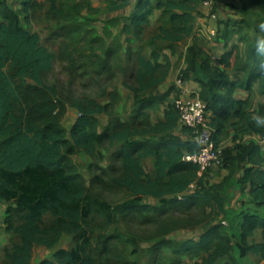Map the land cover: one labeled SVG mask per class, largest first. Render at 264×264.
I'll list each match as a JSON object with an SVG mask.
<instances>
[{"label": "trees", "instance_id": "16d2710c", "mask_svg": "<svg viewBox=\"0 0 264 264\" xmlns=\"http://www.w3.org/2000/svg\"><path fill=\"white\" fill-rule=\"evenodd\" d=\"M44 1L45 5L23 0L21 10L0 1V201L8 204L6 233L15 239L3 248L0 264H34L35 248L51 249L64 234L74 235L76 246L58 249L51 258L37 264H135L122 257L112 259L113 237L95 242L86 225L93 215L114 223L118 215L138 210L145 197L165 204L178 201L179 197L210 201L211 191L202 182L197 183L199 167L184 160L186 155L198 152L197 134L184 127L188 140L168 134L179 122L176 102L168 105L165 121L154 126L145 112L162 100V96H153V91L168 74V65L157 63L159 54L154 45L163 41L172 47L188 39L201 16L199 7L204 0H137L130 25L125 28L132 38L140 39L155 9L163 10V25L148 43L155 49V62L145 57L144 48L140 47L136 52L138 67L132 81L125 84L135 95V105H140L135 119L145 117L150 134L161 136L152 149L141 148L135 140L139 136L135 123L118 120L113 128L108 125L100 130L98 116L108 109L88 98L76 102L79 115L69 130L70 139L67 137L57 115V88L46 83L56 55L43 43L40 33L25 25H30L38 10L48 8L46 18L58 24L56 29L62 30L63 24L67 33L80 30L82 7L79 3L69 6L67 0ZM250 2L264 15V0ZM217 32L221 39L225 37L224 31ZM111 56L118 59V52H111ZM231 56L234 53L215 65L212 55L197 44L192 45L186 53L187 68L180 74L192 77L198 84L196 94L205 104L212 141L221 150V165L243 169L239 183L250 188L253 208L240 214L237 252L241 258L252 254L264 261V152L257 142L242 141V136L253 134L264 139V103L253 112L250 99L235 97L237 89L251 91L258 82L264 96V46L255 40L247 46L244 57L237 53L231 61ZM229 69L240 71L245 77L231 81ZM229 130L233 131V145L221 148L222 137ZM106 142L123 146L121 175L114 183L125 189L130 198L118 205L93 197L83 175L70 164L71 157L79 153L96 155ZM151 156L155 158L154 175L143 168V160ZM48 217L51 220L47 225ZM227 231L217 224L208 227L198 240H162L157 243L158 251L169 247L175 260H161L159 264H185L181 258L201 254L208 256L205 264H217L232 249V236Z\"/></svg>", "mask_w": 264, "mask_h": 264}, {"label": "rangeland", "instance_id": "374dc122", "mask_svg": "<svg viewBox=\"0 0 264 264\" xmlns=\"http://www.w3.org/2000/svg\"><path fill=\"white\" fill-rule=\"evenodd\" d=\"M12 1L14 2L15 0ZM67 2L69 6H73L75 3L81 5L80 16L84 20L81 23L83 24L82 30L84 28L87 29L91 23L100 20L102 17L104 18L107 11L105 5L94 7L92 0H67ZM47 10L48 8L38 10L32 17V23L46 28V24L54 22L53 20L48 21L46 18ZM1 19L0 16V21ZM255 21L258 25L256 27L257 39L264 46V15L259 12V15L255 16ZM55 24L50 28L47 27L49 31L41 32L43 42L48 44L56 55L54 68L47 75L46 83L57 88L60 105L57 115L60 117L62 127L66 130L67 137L70 139V126L79 113L76 108V102L84 98L96 100L106 105L108 111L98 116L100 130H104L108 125L110 128H113L116 121L121 120L130 124L135 123L134 125L138 130L137 132H139V136L145 133H149L150 135V127L145 124V117L142 116L135 119V114L140 109V105H134L133 108L127 110L126 106H123L121 103V97L117 89H114L111 95L106 97L107 92L97 88L101 87V85L98 83L94 84L91 81L92 78L90 77H95V63L91 61L92 65L87 66L83 71L82 74L84 75L82 79L84 80V84L78 82L79 74L72 71V62H68V65H64L63 63L64 58L60 50H62L61 42L64 41H58L62 30L56 29ZM55 30H59V32L53 34L52 32ZM93 30L96 33V29L94 28ZM67 32L65 31L66 35L70 34ZM95 33H91L90 35L93 36ZM90 35L87 38L92 37ZM47 36H51L48 42H46ZM131 37L133 36L131 35ZM70 39L72 42L74 41L73 38ZM185 41L172 46V48L176 47L177 49L174 50L180 51ZM158 43L163 47L167 46V43L163 41ZM102 46L100 45L99 48ZM170 67L171 64L168 65V74ZM165 71L164 69L161 70L162 73ZM175 79L186 80L187 82L190 80L194 81L190 76L181 77L180 73H178ZM174 83L172 82V84ZM171 90L174 91L173 102H175L180 94H182V88L177 91L176 87H172ZM112 94L117 97H112ZM141 122L142 124L138 125ZM209 123L210 120H208V126ZM232 138L233 131L229 130L222 137L221 148L231 146ZM262 148L264 152V143L262 144ZM122 149L123 146L119 142H106L96 155L79 153L71 157L70 160V164H73L75 169L83 175L90 194L112 205L121 204L130 198L129 193L125 189L117 187L114 183V179L121 175L119 169L121 167ZM144 163L145 161L143 160V165ZM147 172L151 175L155 173ZM241 177V168H225L222 165H215L201 176L197 174L198 185L202 182L203 186L212 193L210 194L211 198L209 202H207L208 200L199 199L189 201L188 199L184 200V197H179L178 201L174 200L165 204L152 197H145L138 210L118 215L114 223L107 222L99 215H93L86 227L91 229L95 242L101 240L102 237H113L110 255L112 259L122 257L124 260L135 264H159L161 260L167 263L171 262L175 260V256L169 247L158 251L157 243L162 240L170 242H182L189 239L198 240L208 227L221 224L232 236V249L230 254L217 264H224L225 262L230 264H264V261L252 254L241 258L236 249L240 214L245 209L253 208L251 198L246 196L247 188L239 183ZM194 189L195 187L191 190ZM50 220V217L46 219L47 225L50 224ZM0 223L2 222L0 221ZM257 239L260 240L259 233ZM6 241L13 243L15 239H11L10 236L7 237L6 232L0 228V263L3 257V245L6 244ZM75 246V236L64 234L61 240L51 249L36 247L34 250V262L37 264L43 259L51 258L53 253L58 249H72ZM207 258V254H201L197 257H183L181 259L185 264H205Z\"/></svg>", "mask_w": 264, "mask_h": 264}, {"label": "crops", "instance_id": "0c3cea01", "mask_svg": "<svg viewBox=\"0 0 264 264\" xmlns=\"http://www.w3.org/2000/svg\"><path fill=\"white\" fill-rule=\"evenodd\" d=\"M36 1L38 3H44V0ZM207 1H210V6L205 5L203 3L204 1L201 3L199 7L201 16L196 19L195 31L186 39L180 51L174 50L177 49L176 47L174 49L169 46L163 47L160 43L154 45V47L158 49L159 54L157 63L161 66L171 64V67L165 81L153 91V96H162V100L145 111L148 114L149 123L153 126L160 122H164L166 119L165 111L168 105L174 101V91H172L171 88L176 87V89H178L177 91L181 88L178 80L175 78H177L178 73H181L187 68L185 60L187 50L190 46L197 44L203 48L212 55L213 64L217 65L225 56H229L231 53H234L235 56H237V53H240V55L244 57L247 52V46L255 40L259 41L256 33V27H258V25L255 21V16L259 15V11L251 5L250 0ZM6 2L15 10H21L23 0H15L14 2L12 0H6ZM92 2L94 7L100 5H105L107 7L104 18L102 17L100 20L91 23L87 29L84 28V30H82L83 24L81 23L84 20L80 17V30H70V34L68 35L65 34L67 28L63 29L65 25H60L62 26V31L60 30L61 36H59L60 39L58 41H64L61 42L62 50H60L64 58L63 63L64 65H68V62H72V71L79 74L78 82L83 84V71L87 66L92 65L91 61L95 63V77H90L92 78L91 81L94 84L98 83L101 85V87L97 88L107 92L106 97H109L112 91L117 89L121 97L122 105L126 106L127 110H129L135 105V95L125 84L132 81V75L138 67L136 52L140 47L144 48L145 57L155 62L152 57L155 49L148 43L151 36L163 25V10L155 9L154 13L149 18V25L146 27L143 37L135 39L130 37L125 28H128L130 25L129 18L135 10L137 0H92ZM54 23L56 22H49L45 25L46 28H44L41 25L36 26L31 22L29 26L25 25V28L30 29L32 32L40 33L42 36L41 32L49 31L47 27L50 28ZM55 25L56 27L58 26L57 23ZM94 28L96 29V33L93 30ZM213 30L224 31L225 37L223 39L219 36L215 38L210 37L209 32ZM58 32L59 30H55L52 33L55 34ZM91 33L95 34L92 36L90 35ZM88 35L92 37L87 38ZM50 37L51 36H47L46 42L50 41ZM70 38H73L74 41L72 42ZM44 44L52 50L48 44ZM100 45L103 46L99 48ZM114 51L118 52V59L111 56V52ZM65 54H68L67 58H65ZM235 56H231V61ZM221 67H223V65H221ZM227 72L230 75L231 81H236L244 77V73L237 70L229 69ZM172 82L175 83L172 84ZM182 84L188 91L197 93L199 90L198 84L194 81L190 80L187 82L186 80H182ZM235 97L241 100L250 99L253 112H257L264 103V96L261 92L259 82L253 85L251 91L240 88L237 89ZM78 115L74 119V122ZM168 134L182 140L189 139V136L185 134L180 122H177V125L169 131ZM160 137V135L154 133L150 135L149 133H145L142 136L136 137L135 140L138 141L141 148L152 149L155 147L157 141L160 140ZM242 141H255L261 147L264 143V139H261L255 134L242 136ZM230 145H233V138L231 139ZM144 161L143 168L147 174V171L152 173L156 171L155 158L153 156L144 159ZM241 170L243 176L244 171L243 169ZM246 188V196L251 198L250 188ZM7 207V203L0 201V221L2 222L0 223V228H2L4 232H6L5 220L7 216ZM6 235L9 237L7 233ZM9 244L10 242L6 241L3 248Z\"/></svg>", "mask_w": 264, "mask_h": 264}, {"label": "built area", "instance_id": "2783aa9c", "mask_svg": "<svg viewBox=\"0 0 264 264\" xmlns=\"http://www.w3.org/2000/svg\"><path fill=\"white\" fill-rule=\"evenodd\" d=\"M205 5L210 6V1L205 0ZM210 37H217V30L209 32ZM182 94L175 101L179 110V122L182 127L192 129L197 134L196 141L199 150L196 154L186 155L184 160L199 167L198 175L201 176L215 165H221V150L217 149L212 141V134L208 126V115L203 101L195 92L183 87L182 80H178Z\"/></svg>", "mask_w": 264, "mask_h": 264}]
</instances>
